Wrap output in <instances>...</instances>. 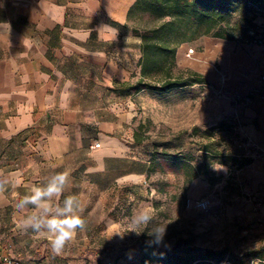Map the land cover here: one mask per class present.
Returning a JSON list of instances; mask_svg holds the SVG:
<instances>
[{"label": "crops", "instance_id": "crops-1", "mask_svg": "<svg viewBox=\"0 0 264 264\" xmlns=\"http://www.w3.org/2000/svg\"><path fill=\"white\" fill-rule=\"evenodd\" d=\"M136 1L0 0V252L21 264H82L79 257L91 244L77 230L55 254L46 236L26 230L23 221L39 210L18 205L33 187L67 172L55 208L68 195L79 203L84 191L143 174L132 156L137 145L128 136L126 99L110 94L112 83L139 76L141 31L135 33V19L128 17ZM189 49L198 63L186 58ZM176 64L208 81L219 66L227 76L221 91L240 98L241 132L264 156V94L255 92L264 84L258 81L264 53L202 37L177 48Z\"/></svg>", "mask_w": 264, "mask_h": 264}, {"label": "rangeland", "instance_id": "rangeland-1", "mask_svg": "<svg viewBox=\"0 0 264 264\" xmlns=\"http://www.w3.org/2000/svg\"><path fill=\"white\" fill-rule=\"evenodd\" d=\"M239 20V15L234 16L231 25ZM255 23L264 27L261 18ZM134 25L137 31H143L154 23L145 14L136 17ZM232 42L237 49L264 53V42ZM216 68L219 72L213 71L210 81L197 72L205 79L204 84L166 93L144 90L133 96L112 83L111 99H126V111L132 114L128 136L132 138L137 132L142 140L132 156H136L143 174L137 181L115 182L104 189L84 191L79 208L85 227L78 229V236H87L91 244L81 253L80 263L139 264L140 241L150 239L149 234L161 226L166 229L164 242L170 245L159 246L163 250H171L177 244L201 249L227 245L242 254L264 246V156L242 134L235 113L240 98L221 91L227 76L217 64ZM186 70L189 69L178 68L177 73ZM135 80L132 77L128 83ZM258 81L262 83L260 76ZM255 92L264 94V84H259ZM220 122L227 126L210 137L193 134L194 127L203 133ZM206 144H211L212 153L218 155L209 169L215 180L213 185L205 176L185 184L182 173L170 168L166 160H154L152 156L155 152L177 151L198 156ZM225 155L234 157L237 163L246 159H252V163L241 169L219 165ZM189 200L205 201L207 209L198 210L195 205H188ZM144 215L151 217L146 225L140 220Z\"/></svg>", "mask_w": 264, "mask_h": 264}, {"label": "trees", "instance_id": "trees-1", "mask_svg": "<svg viewBox=\"0 0 264 264\" xmlns=\"http://www.w3.org/2000/svg\"><path fill=\"white\" fill-rule=\"evenodd\" d=\"M255 10L250 16L243 13ZM258 10V12L256 11ZM148 15L154 26L141 31V52L139 76L133 84L123 83L121 87L129 93L136 94L144 90L166 93L176 89L201 85L205 79L193 70L177 73V48L202 37H212L223 41L261 44L264 42V27L255 20L264 21V0H137L130 8L128 17L135 19ZM240 20L231 25L234 16ZM245 22V25H241ZM138 33V31H135ZM227 125L220 122L209 130L200 133L193 128L194 135L210 137L211 133L223 130ZM134 144H142L137 132L133 134ZM201 155L195 156L177 151L173 154L155 152L153 159L166 160L174 171L182 173L185 184L205 176L209 183L215 180L210 174V165L218 157L212 153V145L206 144L199 149ZM219 165L241 169L251 164L252 159L241 163L229 155L223 156ZM156 165L160 166L158 163ZM145 239L139 244V264H264V246L236 254L229 246L219 249H201L177 244L171 250L159 246L148 247Z\"/></svg>", "mask_w": 264, "mask_h": 264}, {"label": "clouds", "instance_id": "clouds-1", "mask_svg": "<svg viewBox=\"0 0 264 264\" xmlns=\"http://www.w3.org/2000/svg\"><path fill=\"white\" fill-rule=\"evenodd\" d=\"M127 39V37H126ZM69 181L67 172L57 173L43 187H33L31 195L25 196L18 207L23 209L31 204L39 210L38 215H30L23 221V227L27 230L31 228L40 236H46L55 254H60L66 244L72 242L77 230H83L85 221L78 214L79 203L74 195H68L64 198L62 206L53 208V198L62 195ZM151 217L144 215L140 220L146 225ZM166 229L161 226L155 228L149 235L150 239L146 241L148 247L161 246L169 248L165 244L164 238ZM131 258V255H129Z\"/></svg>", "mask_w": 264, "mask_h": 264}, {"label": "built area", "instance_id": "built-area-1", "mask_svg": "<svg viewBox=\"0 0 264 264\" xmlns=\"http://www.w3.org/2000/svg\"><path fill=\"white\" fill-rule=\"evenodd\" d=\"M186 58L193 61H198L196 54L193 49H189L186 52ZM216 72H219L218 69L214 66L213 67ZM222 79H224V76L222 75ZM261 81L264 83V75L261 77ZM99 148V144H94L91 149H97ZM193 204L195 205V208L198 210H206L207 209V202L205 201H188V205ZM0 264H21L20 261L13 259L10 255L1 253L0 252Z\"/></svg>", "mask_w": 264, "mask_h": 264}]
</instances>
